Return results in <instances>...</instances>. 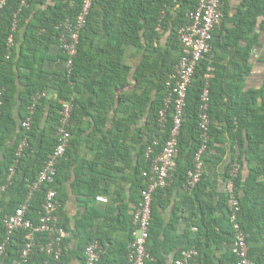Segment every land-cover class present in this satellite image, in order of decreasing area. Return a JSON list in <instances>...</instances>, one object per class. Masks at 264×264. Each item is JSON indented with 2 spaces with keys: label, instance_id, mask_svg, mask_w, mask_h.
<instances>
[{
  "label": "crops",
  "instance_id": "crops-1",
  "mask_svg": "<svg viewBox=\"0 0 264 264\" xmlns=\"http://www.w3.org/2000/svg\"><path fill=\"white\" fill-rule=\"evenodd\" d=\"M257 1L224 0L222 24L213 34L211 51L213 62L224 77L217 84L219 104L213 112L215 128L220 133L203 162L208 186L186 200L183 187L171 183L162 196L156 197V237L148 242L153 257L149 264H174L179 253L196 238L202 264H232V237L225 211L209 217L214 220L209 229L204 227L209 218L203 212L218 208L225 194L224 176L232 159L225 117L231 103L233 111L240 114L246 148L248 138L253 147L243 158L238 189L240 221L247 230L250 260L264 264V0ZM39 9L44 10L36 7L34 12ZM167 36L162 38L163 47L169 40ZM115 44L108 30L99 29L83 40V53L96 64L101 63ZM58 54L59 46L51 45L48 55L54 58ZM143 56L139 47L121 46L122 68L116 87H111L109 93L106 105L110 109L102 114L93 111L95 84L103 78L101 69L78 78V118L83 126L79 137L85 143L69 147V157L61 165L56 184L60 201L56 222L67 232L59 264H84L83 251L92 238L104 248L97 264H128L131 218L139 202L136 168L146 143L149 120L148 107L138 100L145 90L135 87ZM116 57L115 53L109 54L110 59ZM58 65L44 63L47 69ZM21 73L28 75L29 71L22 69ZM52 95L49 93V97ZM98 122L101 131L94 127ZM113 143L124 149L121 155L113 152L115 157H108ZM98 197L106 202L96 201ZM29 264L52 263L34 259Z\"/></svg>",
  "mask_w": 264,
  "mask_h": 264
},
{
  "label": "trees",
  "instance_id": "trees-1",
  "mask_svg": "<svg viewBox=\"0 0 264 264\" xmlns=\"http://www.w3.org/2000/svg\"><path fill=\"white\" fill-rule=\"evenodd\" d=\"M22 1L9 0L1 12L0 20V187L6 183L8 169L15 160V153L19 143L24 138L27 141V148L24 150L23 157L16 168L13 181L0 197V244L5 236L2 220L20 205L26 195V183L36 178L44 162L52 152L56 142L55 133L58 126V112L61 109V103L68 100L72 95L75 96V109L72 114L69 147L75 148L85 143V140L79 137L83 126L78 118L79 101L76 96L78 78L88 77L87 74L92 73L93 69H101L103 78L95 84L93 111L99 114L109 111L110 106L106 104L109 93L116 87L119 71L122 68L120 54L121 46L124 44L139 47L144 51V62L137 70L135 87L136 89L145 90L144 96L142 98L139 97L138 100L144 102L145 107L149 109V120L146 123L145 131L146 143L143 146L136 168V187L139 192L145 187V178L142 173L147 171L149 166V162L144 156L145 150L156 138L159 141L156 150L159 151L172 128L171 111L167 114L163 133L158 132L156 120L165 96V81L180 56L177 31L186 22V16L196 9L199 0H91L90 12L85 28L80 34L78 53L74 60L73 74L70 78L67 76L65 69L66 57L60 48L59 54L54 58L48 53L51 45L59 46L57 27L66 18L74 19L77 16L83 0H27L26 7L20 10L16 31L13 33V45L10 48L9 57L6 59L7 39L11 34L13 14L20 9ZM36 7H42L44 10L39 9L34 12ZM162 10L165 11V18L162 22L161 30L157 32L155 27ZM99 29L108 30L115 39L116 44L112 49L106 51L102 62L96 64L87 54L83 53V40L93 33H98ZM166 35H168L169 40L163 47L161 42ZM20 37L22 39L21 43H19ZM211 46L213 50V39ZM113 53L117 57L110 59L109 54L111 56ZM46 62L51 64L59 63V65L56 68L47 69L44 67ZM208 66L213 67L210 78V127L209 141L206 151L202 155V162L209 156L215 137L220 133L215 128L213 112L219 104L215 91L217 84L224 77V73L219 71V67L213 62L210 53L196 67L192 83L187 91L184 119L178 137L177 169L172 181L174 185L179 187H183L187 173L193 169L194 158L201 145L198 129V107L204 83L203 75ZM35 67H37V70L34 69ZM22 69L28 70L29 74H22ZM19 86L22 87L21 90H19ZM51 92L53 95L49 97ZM152 92H154L153 99H151ZM37 93H46V97L40 98L35 103L31 127L28 131H25L21 124L27 116V109L32 104L33 96ZM134 97L137 99V96ZM232 104H230V111L225 117V130L230 138L232 159L224 178L226 181L230 165L237 160L240 164V171L234 186L241 208L238 189L241 182L243 158L246 152L253 147L251 146L252 141L248 138V146L246 148L242 138L240 114L233 111ZM100 124L101 122L95 123L94 127L97 131H101ZM110 147L106 154L108 157H115L113 152L116 155H121L124 149L123 145L115 143L111 144ZM235 147H237V150H235ZM69 149L65 158L58 162L57 174L53 184L55 190H57L56 184L61 174V165L69 157ZM207 186L208 184L203 178L193 192L185 196V199H193L199 191L207 188ZM163 193L164 190H157L153 195L151 205L152 222L148 242L151 238L156 237V197L158 195L162 196ZM191 195L193 196L190 197ZM41 201L42 195L37 194V199L31 205L30 217L33 221L36 219V213L40 208ZM220 210L225 211L228 223L226 193L221 198L218 208L211 207L204 209L203 212L209 218ZM240 215L241 211L238 220L244 232L247 233L240 221ZM213 222L214 220L209 218L204 227L209 229ZM229 229L231 231L230 226ZM231 237L233 243L232 231ZM93 240V238L90 239L87 245ZM25 243V233L22 231L15 232L6 245V251L0 264H11L18 257L19 251L24 247ZM190 247H195L199 251L197 238L192 239L187 248ZM147 251L152 259V253L148 247ZM231 258L233 264L235 259L232 253ZM34 259L46 261L43 255H39L30 259L26 264H29ZM200 260H202L201 257ZM149 263L150 261L146 264Z\"/></svg>",
  "mask_w": 264,
  "mask_h": 264
},
{
  "label": "built area",
  "instance_id": "built-area-1",
  "mask_svg": "<svg viewBox=\"0 0 264 264\" xmlns=\"http://www.w3.org/2000/svg\"><path fill=\"white\" fill-rule=\"evenodd\" d=\"M9 0H0L1 12ZM27 0H23L12 18L11 34L7 39V56L13 45V33L16 31L20 10L26 7ZM91 0H83L80 11L74 19L66 18L58 27V44L66 57L65 69L70 78L73 74L74 60L77 57V48L81 32L87 23L91 8ZM224 0H199L196 9L186 16V22L177 31V41L180 46V56L177 64L165 81V96L161 110L158 112L156 126L159 133H163L169 111L172 113V128L169 136L164 141L160 150L156 148L159 141L155 138L145 150V159L149 162L147 171L142 173L145 178V187L139 192V202L131 218V240L128 244V264H146L151 261L147 251V242L152 222L151 205L153 195L157 190L168 188L176 173L178 137L184 119L186 96L188 88L198 64L212 51L211 42L214 32L220 28L223 20ZM165 18L162 10L155 31L161 30ZM213 67L208 66L203 75V87L198 107V129L201 145L194 158V167L187 173L183 191L191 194L204 178L202 155L206 151L209 141V103H210V78ZM73 86L72 83H70ZM46 97V93H37L32 98V104L27 109V116L21 127L28 131L34 115L35 103ZM1 106V103H0ZM75 109V96L61 103L59 121L55 133V146L36 178L26 183V195L20 205L3 220L5 236L0 244V262L5 254L6 245L17 231L25 233L26 243L19 251L18 257L11 264H26L35 256L43 255L48 263L59 264L64 255V241L67 237L66 230L56 222V215L60 209L57 191L53 188L57 174L58 162L65 158L70 146V128L72 114ZM27 148L26 139L19 143L13 164L8 169L6 183L0 187V197L11 185L16 168L23 152ZM237 150V147H235ZM240 164L235 160L229 167L228 177L225 181L227 195L228 224L233 234L231 253L235 261L233 264H254L248 257V235L242 229L238 220L241 211L240 202L236 195L234 182L239 174ZM37 194L42 195V201L35 221L30 217L31 205L37 199ZM96 201L106 202L103 197ZM104 248L98 240L91 241L84 249V264H97L103 254ZM174 264H202L199 251L195 247L182 250Z\"/></svg>",
  "mask_w": 264,
  "mask_h": 264
}]
</instances>
